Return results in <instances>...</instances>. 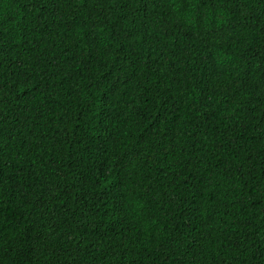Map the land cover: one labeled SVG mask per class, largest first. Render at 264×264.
Returning a JSON list of instances; mask_svg holds the SVG:
<instances>
[{
    "label": "trees",
    "instance_id": "obj_1",
    "mask_svg": "<svg viewBox=\"0 0 264 264\" xmlns=\"http://www.w3.org/2000/svg\"><path fill=\"white\" fill-rule=\"evenodd\" d=\"M0 264H264V0H0Z\"/></svg>",
    "mask_w": 264,
    "mask_h": 264
}]
</instances>
